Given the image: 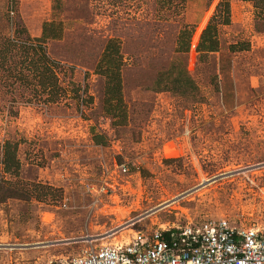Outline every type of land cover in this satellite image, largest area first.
Here are the masks:
<instances>
[{
	"label": "rangeland",
	"instance_id": "rangeland-1",
	"mask_svg": "<svg viewBox=\"0 0 264 264\" xmlns=\"http://www.w3.org/2000/svg\"><path fill=\"white\" fill-rule=\"evenodd\" d=\"M223 3L0 0V39L55 24L45 47L66 91L45 104L0 72V184L32 193L0 195V264H55L88 238L166 222L264 226V10L229 0L222 16ZM209 23L219 51L201 56ZM185 24L195 26L188 52ZM110 40L123 101L111 115L99 70ZM5 142L17 145L18 178L4 172Z\"/></svg>",
	"mask_w": 264,
	"mask_h": 264
},
{
	"label": "built area",
	"instance_id": "built-area-1",
	"mask_svg": "<svg viewBox=\"0 0 264 264\" xmlns=\"http://www.w3.org/2000/svg\"><path fill=\"white\" fill-rule=\"evenodd\" d=\"M119 232L96 245L88 238L77 256L55 264H264V226L257 223L189 220L143 227L120 238Z\"/></svg>",
	"mask_w": 264,
	"mask_h": 264
},
{
	"label": "trees",
	"instance_id": "trees-1",
	"mask_svg": "<svg viewBox=\"0 0 264 264\" xmlns=\"http://www.w3.org/2000/svg\"><path fill=\"white\" fill-rule=\"evenodd\" d=\"M223 5L219 7L220 15L229 16V0H223ZM167 4V2H166ZM258 7L264 10V0H258ZM54 23H45L42 28V36L32 39L23 37L21 34L12 38L0 39V72L5 74V80L12 81L27 90H30L33 99L45 104H56L66 94L58 78L57 62L52 60L47 54L45 41L48 38H55L52 35ZM204 27V26H203ZM194 25L185 24L180 31V44L188 52L190 42L194 33ZM201 30L198 31L195 40ZM194 40V45L196 41ZM197 51L201 56L213 54L219 51L218 25L209 23L200 35ZM120 47L116 40L108 41L100 62V74L106 79V107L108 114L120 110L122 105V82H121V57ZM4 172L19 177L20 164L17 160V145L5 142L3 147ZM34 188L45 190L42 185H35ZM50 190V189H49ZM4 194L9 198L18 200H28L32 198V193L27 189L7 188L5 183L0 184V195ZM37 198V197H36ZM39 198V197H38ZM1 200V199H0Z\"/></svg>",
	"mask_w": 264,
	"mask_h": 264
}]
</instances>
